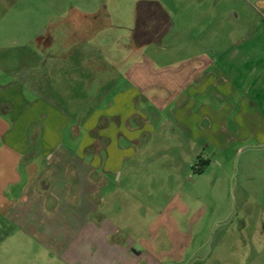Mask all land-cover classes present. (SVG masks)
I'll use <instances>...</instances> for the list:
<instances>
[{"label":"crops","instance_id":"0c3cea01","mask_svg":"<svg viewBox=\"0 0 264 264\" xmlns=\"http://www.w3.org/2000/svg\"><path fill=\"white\" fill-rule=\"evenodd\" d=\"M132 40L130 64L109 79L93 77L98 89L113 85L84 118L74 111L69 120L31 82L0 81V264H182L195 248L179 200L149 222L147 201L134 193L143 184L137 161L179 148L175 139L159 145L161 136L206 146L222 140L231 114L241 135L259 137L264 36L217 60L198 53L168 65L153 63ZM212 91L238 98L213 109ZM168 121L175 128L163 129Z\"/></svg>","mask_w":264,"mask_h":264},{"label":"rangeland","instance_id":"374dc122","mask_svg":"<svg viewBox=\"0 0 264 264\" xmlns=\"http://www.w3.org/2000/svg\"><path fill=\"white\" fill-rule=\"evenodd\" d=\"M259 33L258 0H0V81L31 82L69 120L74 111L84 118L113 85L98 89L93 77L114 76L131 63V38L153 63L168 65L251 49ZM210 94L213 109L238 98ZM260 126L259 137L241 135L231 114L222 140L206 146L161 136L159 145L174 146L175 139L179 148L148 151L137 161L143 184L134 193L147 201L149 222L176 200L189 209L182 228L196 246L182 264H264L263 120ZM164 128L175 127L168 121Z\"/></svg>","mask_w":264,"mask_h":264}]
</instances>
